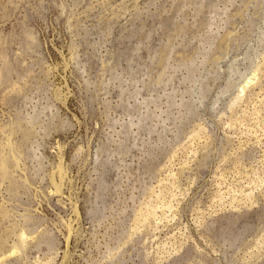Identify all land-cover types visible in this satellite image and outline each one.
I'll use <instances>...</instances> for the list:
<instances>
[{
    "label": "rangeland",
    "instance_id": "374dc122",
    "mask_svg": "<svg viewBox=\"0 0 264 264\" xmlns=\"http://www.w3.org/2000/svg\"><path fill=\"white\" fill-rule=\"evenodd\" d=\"M0 264H264V0H0Z\"/></svg>",
    "mask_w": 264,
    "mask_h": 264
}]
</instances>
